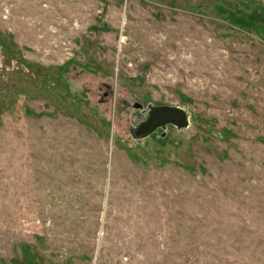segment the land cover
I'll return each instance as SVG.
<instances>
[{
    "label": "rangeland",
    "instance_id": "rangeland-1",
    "mask_svg": "<svg viewBox=\"0 0 264 264\" xmlns=\"http://www.w3.org/2000/svg\"><path fill=\"white\" fill-rule=\"evenodd\" d=\"M0 264H264V0H0Z\"/></svg>",
    "mask_w": 264,
    "mask_h": 264
},
{
    "label": "water",
    "instance_id": "water-1",
    "mask_svg": "<svg viewBox=\"0 0 264 264\" xmlns=\"http://www.w3.org/2000/svg\"><path fill=\"white\" fill-rule=\"evenodd\" d=\"M166 125H174L183 128L187 125V112L178 106L162 105L152 107L132 135L136 138L146 137L158 128H164Z\"/></svg>",
    "mask_w": 264,
    "mask_h": 264
},
{
    "label": "flooded vegetation",
    "instance_id": "flooded-vegetation-1",
    "mask_svg": "<svg viewBox=\"0 0 264 264\" xmlns=\"http://www.w3.org/2000/svg\"><path fill=\"white\" fill-rule=\"evenodd\" d=\"M143 120H144V119H143ZM143 120H142V121H143ZM138 124H139V123H138ZM138 124H137V125H136V126H135V127L132 129V130H135V129H136V127L138 126Z\"/></svg>",
    "mask_w": 264,
    "mask_h": 264
}]
</instances>
